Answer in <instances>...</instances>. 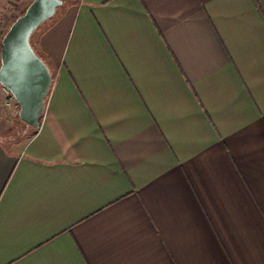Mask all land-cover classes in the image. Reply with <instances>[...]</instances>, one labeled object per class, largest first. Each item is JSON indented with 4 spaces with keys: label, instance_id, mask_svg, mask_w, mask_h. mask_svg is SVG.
<instances>
[{
    "label": "crops",
    "instance_id": "0c3cea01",
    "mask_svg": "<svg viewBox=\"0 0 264 264\" xmlns=\"http://www.w3.org/2000/svg\"><path fill=\"white\" fill-rule=\"evenodd\" d=\"M66 3L37 128L0 86V264H264V0Z\"/></svg>",
    "mask_w": 264,
    "mask_h": 264
},
{
    "label": "water",
    "instance_id": "95a60500",
    "mask_svg": "<svg viewBox=\"0 0 264 264\" xmlns=\"http://www.w3.org/2000/svg\"><path fill=\"white\" fill-rule=\"evenodd\" d=\"M61 5L59 0H31L0 39V86L17 106V118L37 128L51 78L28 39Z\"/></svg>",
    "mask_w": 264,
    "mask_h": 264
},
{
    "label": "rangeland",
    "instance_id": "374dc122",
    "mask_svg": "<svg viewBox=\"0 0 264 264\" xmlns=\"http://www.w3.org/2000/svg\"><path fill=\"white\" fill-rule=\"evenodd\" d=\"M59 1H61V5L59 6V7H57L56 9H55V12H54V14L49 18V19H47L46 21H44L43 23H41L38 27H37V29L32 33V35L29 37V39H28V42H29V46H30V48H31V50L33 51V53L35 54V56L44 64V65H46L47 66V64H46V62L43 60V58H42V56L38 53V51H37V49H36V47H35V45H34V38H35V36H36V34H38V33H40L41 31H43L44 29H46L49 25H51L55 20H57V18L59 17V15H60V13L62 12V10H64L65 9V7H66V5H67V0H59ZM27 2H28V0H22L21 2H19V3H17V4H14L13 6H12V9H11V12L9 13V14H11L12 12H15V13H17V12H19L26 4H27ZM9 19V15H5V17H3V19H2V21H1V23H0V25H1V30L3 31V22L5 21V20H8ZM14 106L16 107V113H17V106H16V104L14 103ZM15 107H14V111H15ZM16 113H13V111H12V113H11V116L13 117V118H17V115H16ZM15 116V117H14ZM17 121H15V124H17L16 123ZM12 126V125H11ZM17 128H15V129H12V132H14L15 130H16ZM15 133V132H14ZM19 139V138H18ZM3 142V141H2ZM1 142V143H2Z\"/></svg>",
    "mask_w": 264,
    "mask_h": 264
},
{
    "label": "trees",
    "instance_id": "16d2710c",
    "mask_svg": "<svg viewBox=\"0 0 264 264\" xmlns=\"http://www.w3.org/2000/svg\"><path fill=\"white\" fill-rule=\"evenodd\" d=\"M31 2V0H28V2H27V4L19 11V12H17V13H15V12H12L11 14H9V19L8 20H5L4 22H3V32H2V34H1V36H0V39H1V37L3 36V34H4V32L7 30V28L10 26V24L17 18V17H19L22 13H23V11L25 10V8L28 6V4ZM35 31V30H34ZM33 31V32H34ZM32 35V34H31ZM30 35V36H31ZM39 122V121H38ZM15 132V135H16V137L14 138L15 140H17V136H18V134L19 133H21V132H19L17 129L14 131ZM13 132V133H14ZM31 135H32V133H30Z\"/></svg>",
    "mask_w": 264,
    "mask_h": 264
},
{
    "label": "built area",
    "instance_id": "2783aa9c",
    "mask_svg": "<svg viewBox=\"0 0 264 264\" xmlns=\"http://www.w3.org/2000/svg\"><path fill=\"white\" fill-rule=\"evenodd\" d=\"M6 95L8 96V99H9V98H11V97L8 95V93H7V92H6Z\"/></svg>",
    "mask_w": 264,
    "mask_h": 264
}]
</instances>
